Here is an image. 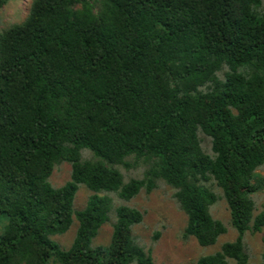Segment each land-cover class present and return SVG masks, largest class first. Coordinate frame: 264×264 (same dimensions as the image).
Returning <instances> with one entry per match:
<instances>
[{
  "label": "trees",
  "instance_id": "obj_1",
  "mask_svg": "<svg viewBox=\"0 0 264 264\" xmlns=\"http://www.w3.org/2000/svg\"><path fill=\"white\" fill-rule=\"evenodd\" d=\"M120 165L146 168L125 180ZM263 167L264 0H29L23 20H0V264H155L133 235L143 213L123 203L157 181L201 247L227 232L210 214L220 191L236 237L196 264H264V238L255 263L244 240L264 228ZM74 221L62 249L51 237Z\"/></svg>",
  "mask_w": 264,
  "mask_h": 264
},
{
  "label": "rangeland",
  "instance_id": "obj_2",
  "mask_svg": "<svg viewBox=\"0 0 264 264\" xmlns=\"http://www.w3.org/2000/svg\"><path fill=\"white\" fill-rule=\"evenodd\" d=\"M29 0H10L0 12L1 28L10 26L13 23L24 19ZM131 159V158H129ZM128 159L129 163H132ZM118 170L124 179L141 177L146 168L145 165L113 167ZM70 165L61 163L56 165L49 178L52 187H60L65 184L70 177ZM258 176H264V167L258 170ZM212 191L217 196V201L211 206L210 214L213 218L220 220L227 232L220 236L212 246L201 247L195 239L182 236L186 224V216L178 207L172 197V189L161 181H157L156 188L150 193L141 191L129 202L123 203L126 206L136 208L143 213V220L140 224L133 226V235L138 244L146 251L150 252L155 264H196V260L206 254L217 251L224 242L233 241L236 232L229 223V213L224 200L220 197V191L212 187ZM90 195L87 188L79 185L73 200L74 210L82 209ZM255 214L264 213V186L262 190L254 194ZM119 201L114 197L113 206H117ZM114 212V211H113ZM114 214L110 213V218L99 230L97 236L92 241L93 248H104L112 232ZM5 217H0V233L5 223ZM76 221L73 222L69 230L62 234L51 237L62 249H68L74 237ZM158 237L155 239V235ZM262 238H264V228L262 232L245 235V244L250 254V262L255 263L260 260L262 251Z\"/></svg>",
  "mask_w": 264,
  "mask_h": 264
}]
</instances>
